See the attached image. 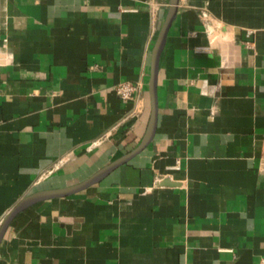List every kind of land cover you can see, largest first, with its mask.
<instances>
[{"label": "crops", "instance_id": "crops-1", "mask_svg": "<svg viewBox=\"0 0 264 264\" xmlns=\"http://www.w3.org/2000/svg\"><path fill=\"white\" fill-rule=\"evenodd\" d=\"M169 6L0 0V226L29 194L78 184L140 144ZM125 81L143 84L133 115L115 90ZM262 258L264 0H180L152 142L99 183L18 213L0 264Z\"/></svg>", "mask_w": 264, "mask_h": 264}, {"label": "water", "instance_id": "water-1", "mask_svg": "<svg viewBox=\"0 0 264 264\" xmlns=\"http://www.w3.org/2000/svg\"><path fill=\"white\" fill-rule=\"evenodd\" d=\"M180 0H170V6L163 22V25L159 31L158 37L156 39L154 48L152 50V59H151V73L149 79V97H150V118L147 126V130L140 142V144L128 152L127 154L119 157L114 160L110 164L98 170L92 176L87 178L86 180L67 187H61L56 189H46V190H38L35 191L28 196L24 197L4 218L1 226H0V245L4 239V236L14 219V217L28 208L29 206L46 199H51L55 197H63L75 194L81 190H84L96 183H99L103 180L107 175H109L112 171L118 168L120 165L128 162L135 155L141 153L154 139L157 123H158V78H159V70H160V59L165 47L166 38L168 35V31L176 14L178 12V5Z\"/></svg>", "mask_w": 264, "mask_h": 264}, {"label": "built area", "instance_id": "built-area-1", "mask_svg": "<svg viewBox=\"0 0 264 264\" xmlns=\"http://www.w3.org/2000/svg\"><path fill=\"white\" fill-rule=\"evenodd\" d=\"M203 16L206 21L210 20V17L206 12L203 13ZM251 33L252 31H249L248 35H251ZM142 89L143 84L141 82L134 83L130 81H125L115 86V90L121 98H123L124 100H131L136 102L135 107L131 112L132 115L143 110V100L141 97ZM65 159L66 158H62V161H64ZM260 264H264V258L261 259Z\"/></svg>", "mask_w": 264, "mask_h": 264}]
</instances>
